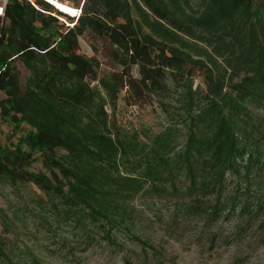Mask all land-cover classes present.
Wrapping results in <instances>:
<instances>
[{"label":"trees","instance_id":"1","mask_svg":"<svg viewBox=\"0 0 264 264\" xmlns=\"http://www.w3.org/2000/svg\"><path fill=\"white\" fill-rule=\"evenodd\" d=\"M56 1L79 15L7 0L0 18V123L16 137L0 144V180L57 200L51 213L85 247L106 245L134 264L131 245L139 264H162L161 248L131 230L136 197L174 195L189 216L213 221L228 177L249 182L264 168L252 145L255 112L264 115V0ZM85 36L103 43L115 70L102 69L95 47L81 53ZM17 63L28 71L23 88ZM120 99L155 100L167 125L145 141L120 131ZM0 259L11 262L1 233Z\"/></svg>","mask_w":264,"mask_h":264},{"label":"rangeland","instance_id":"2","mask_svg":"<svg viewBox=\"0 0 264 264\" xmlns=\"http://www.w3.org/2000/svg\"><path fill=\"white\" fill-rule=\"evenodd\" d=\"M74 9L62 11L74 14ZM93 47L102 69L115 70L102 42L91 36L80 39L82 54L92 56ZM17 69L23 88L28 71L19 63ZM193 88L204 90L200 78L195 79ZM113 117L120 131L137 134L142 141L167 125L155 100L128 105L120 99ZM252 124L256 128L252 145L264 153V115L260 111L255 112ZM11 133V125L0 123L2 146L16 143V137L11 140ZM226 184L223 206L213 221L206 215L189 216L177 196L157 197L149 193L131 203V230L161 248L162 264H264V168L260 172L254 168L249 182L232 175ZM52 201L57 203L30 184L12 187L0 180V233L11 261L0 259V264H31V255L42 264H123L122 254L106 245L85 247L82 232L65 222L61 211L51 213ZM233 202L236 207L232 210ZM207 203L214 205V198ZM127 249L134 250L133 263L139 264V247L127 245Z\"/></svg>","mask_w":264,"mask_h":264},{"label":"bare ground","instance_id":"3","mask_svg":"<svg viewBox=\"0 0 264 264\" xmlns=\"http://www.w3.org/2000/svg\"><path fill=\"white\" fill-rule=\"evenodd\" d=\"M49 2H52V3H49V4H51L53 7H55L56 9H58V10H60L59 8H61L62 10H65V11H70V12H72V10L71 9H74L73 7H71L70 5H68L67 3H62V2H59V1H56V0H48ZM59 7V8H57V7ZM71 8V9H70ZM62 10H60L61 12H63L64 14H66V15H68V16H77L78 15V13H79V11L78 10H76V11H74L75 13L74 14H70V13H67V12H65V11H62ZM75 10V9H74Z\"/></svg>","mask_w":264,"mask_h":264},{"label":"built area","instance_id":"4","mask_svg":"<svg viewBox=\"0 0 264 264\" xmlns=\"http://www.w3.org/2000/svg\"><path fill=\"white\" fill-rule=\"evenodd\" d=\"M29 1H32V0H29ZM6 3H7V0H0V18L4 17ZM79 13H78V15H79ZM71 17H75V16H71Z\"/></svg>","mask_w":264,"mask_h":264},{"label":"water","instance_id":"5","mask_svg":"<svg viewBox=\"0 0 264 264\" xmlns=\"http://www.w3.org/2000/svg\"><path fill=\"white\" fill-rule=\"evenodd\" d=\"M59 12H61L60 10H58Z\"/></svg>","mask_w":264,"mask_h":264}]
</instances>
